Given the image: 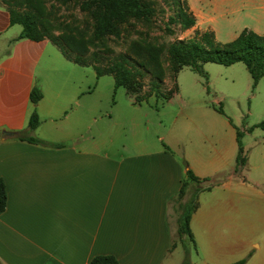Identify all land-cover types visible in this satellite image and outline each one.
<instances>
[{
  "label": "crops",
  "instance_id": "crops-1",
  "mask_svg": "<svg viewBox=\"0 0 264 264\" xmlns=\"http://www.w3.org/2000/svg\"><path fill=\"white\" fill-rule=\"evenodd\" d=\"M186 2L196 17L189 33L210 30L217 38L220 10V19L253 20L231 40L244 28L264 34V0ZM19 25L0 2V179L7 190L0 264H89L98 255L120 264H181L182 244L170 250L177 229L170 201L188 169L211 185L191 219L192 264H264V154L256 173H244L248 160L238 170L237 130L228 120L226 140L215 130L212 147H193L184 141L189 125L171 130L165 113L151 122L154 111L126 88L125 98H115L112 75L98 77L48 38H20ZM34 87L42 92L36 104ZM35 110L40 123L31 130ZM145 126H158L160 135H144Z\"/></svg>",
  "mask_w": 264,
  "mask_h": 264
},
{
  "label": "rangeland",
  "instance_id": "rangeland-1",
  "mask_svg": "<svg viewBox=\"0 0 264 264\" xmlns=\"http://www.w3.org/2000/svg\"><path fill=\"white\" fill-rule=\"evenodd\" d=\"M89 1L0 0L13 18L29 16L36 21L37 26L45 29L44 34L49 40L64 47L74 48V45L75 52H83V61L108 68L123 54L126 55L139 82V87L130 90L135 102L145 110L154 111L153 123L158 121L159 114L163 117L165 113L163 118L169 120L167 127L173 128L171 130L180 132L189 125L184 141L193 147H212L216 141L215 130L220 132V143L226 140L224 125L230 121L237 131L242 132L241 141L248 160L244 173H256L255 166L264 154V128L256 126L264 121V77L254 85L242 62L231 65L206 62L201 66L206 75L190 67H184L176 75L168 49L172 44L187 42L196 32L189 33L190 28L183 27L180 22V8H184L186 0H142L143 6L150 9V15L134 16L126 12L119 19L112 20L115 28L101 25L99 17L103 15L104 8L94 0ZM216 15V39L221 43L231 41L230 33L239 27L253 24V20L245 15L220 19V10ZM132 45L139 49L145 46L160 49L161 78L136 65V59L129 55ZM114 93L120 101L121 96L125 98L126 89L119 87ZM145 127L151 130L145 128L144 135L154 138L160 135L158 126ZM132 135L133 131L129 129V136ZM235 165L238 166L237 158ZM185 243L192 254L193 243L188 239Z\"/></svg>",
  "mask_w": 264,
  "mask_h": 264
},
{
  "label": "trees",
  "instance_id": "trees-1",
  "mask_svg": "<svg viewBox=\"0 0 264 264\" xmlns=\"http://www.w3.org/2000/svg\"><path fill=\"white\" fill-rule=\"evenodd\" d=\"M89 1V0H88ZM90 0L89 2H92ZM101 4L104 8V13L99 17L101 25H109L115 28L116 25L112 22L113 19H119L122 14L128 12L134 16L150 15L149 8L143 6L142 0H94ZM89 4L88 2L86 3ZM180 22L183 27L191 28L196 24V17L190 10L187 2L184 8H180ZM11 16L12 24H20L23 28L20 38H30L33 40H41L46 38L45 29L37 26V22L27 16L21 19H15ZM41 19V17H40ZM104 23V24H103ZM99 31V30H98ZM62 52L74 62H77L83 66H92L98 75H112L115 80V89L124 87L130 92L131 89L139 87L137 80V73L128 63L129 59L123 54L119 60H116L108 68H101L90 62L83 61V52H75L74 48L64 47L58 42L52 40ZM133 46V45H132ZM139 49L132 47L129 52L134 59H136L137 66L145 67L148 71L153 72L158 78L163 75L162 66L159 60L160 49L152 48L150 46L142 47ZM169 53L173 61V71L177 75L184 67H190L196 72L206 75L202 69V64L206 62H214L223 65H231L237 62H242L246 65L249 73L252 76L254 85H256L260 79L264 77V34L257 33L250 28H244L239 35L226 43L218 42L215 33L210 30H196L194 36L187 42H178L170 45ZM42 98V92L38 87H34L31 93V99L36 104ZM221 112L224 111L221 109ZM40 118L35 110L29 120V128L34 130L38 127ZM264 128V121L256 125ZM242 132L237 131V141L239 145V152L237 156L238 170L243 167L247 158L244 154V148L241 141ZM23 138V137H22ZM27 140L38 144H49L39 137L31 136L27 137ZM51 145V144H50ZM60 146V145H58ZM209 178H200L191 170H187L186 178L182 181V185L178 195L173 198L171 206L175 208L177 214V229L174 234V239L170 250H173L178 242L182 244L184 248V259L181 264H192L191 253L186 248V239L193 243L195 248V239L191 230V219L194 212L199 207V195L202 191L211 188L210 184H207ZM190 184H193V190L188 194V188ZM7 205V190L6 185L2 179H0V214H2ZM178 240V241H177ZM246 258L233 264H245ZM89 264H120V262L112 255H98L95 256Z\"/></svg>",
  "mask_w": 264,
  "mask_h": 264
},
{
  "label": "water",
  "instance_id": "water-1",
  "mask_svg": "<svg viewBox=\"0 0 264 264\" xmlns=\"http://www.w3.org/2000/svg\"><path fill=\"white\" fill-rule=\"evenodd\" d=\"M5 133H8V132H5Z\"/></svg>",
  "mask_w": 264,
  "mask_h": 264
}]
</instances>
